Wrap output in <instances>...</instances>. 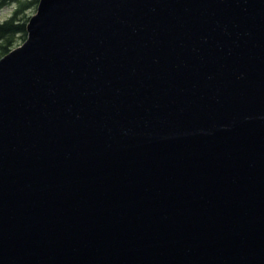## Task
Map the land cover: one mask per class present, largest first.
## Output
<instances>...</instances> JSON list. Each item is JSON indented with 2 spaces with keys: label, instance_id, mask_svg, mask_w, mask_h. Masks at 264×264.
<instances>
[{
  "label": "water",
  "instance_id": "obj_1",
  "mask_svg": "<svg viewBox=\"0 0 264 264\" xmlns=\"http://www.w3.org/2000/svg\"><path fill=\"white\" fill-rule=\"evenodd\" d=\"M0 58V264H264V0H39Z\"/></svg>",
  "mask_w": 264,
  "mask_h": 264
},
{
  "label": "trees",
  "instance_id": "obj_2",
  "mask_svg": "<svg viewBox=\"0 0 264 264\" xmlns=\"http://www.w3.org/2000/svg\"><path fill=\"white\" fill-rule=\"evenodd\" d=\"M39 0H0V10L13 6V11L0 23V58L23 43L27 37L26 25L29 17L27 11L36 10Z\"/></svg>",
  "mask_w": 264,
  "mask_h": 264
},
{
  "label": "rangeland",
  "instance_id": "obj_3",
  "mask_svg": "<svg viewBox=\"0 0 264 264\" xmlns=\"http://www.w3.org/2000/svg\"><path fill=\"white\" fill-rule=\"evenodd\" d=\"M13 6H7L3 9L0 10V23L3 22L4 20L8 19V17H10L12 11H13ZM36 10H30L26 12V15L30 18L31 16H33L35 14ZM22 43H19V45H21ZM18 45V46H19Z\"/></svg>",
  "mask_w": 264,
  "mask_h": 264
}]
</instances>
